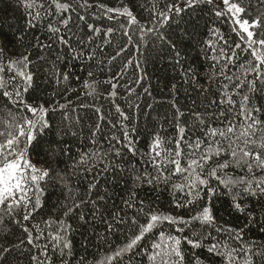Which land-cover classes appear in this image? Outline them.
<instances>
[{"label": "trees", "instance_id": "16d2710c", "mask_svg": "<svg viewBox=\"0 0 264 264\" xmlns=\"http://www.w3.org/2000/svg\"><path fill=\"white\" fill-rule=\"evenodd\" d=\"M26 2L30 0H0V60L5 65L0 76L7 81L15 74V69L8 70L9 62L25 56L29 64L24 71L33 74L26 92L23 78L16 77L15 86L21 91V97H16L14 92L11 98L4 97L0 89V133L16 134L15 125L22 117L31 118L25 104L47 108L48 127L42 132L37 129L27 155L37 168L48 170L49 177L41 182L45 190L42 207L33 212L32 219L22 220L19 210L8 213L0 209V264H38L32 257L44 260L45 244L51 264H100L139 234V225L148 222L147 213L162 212L187 219L205 205L212 209L216 225L204 228L195 225V230L202 235V246L193 248L182 241L184 264H197V260L199 264H227L225 258L208 251L211 245H216L219 251L235 249L236 259L232 264H243L246 256L252 257V264H264V255L257 254L264 253V196L259 199L247 196L243 191L245 184L229 193L215 178H209L216 189L210 200L202 191L204 199L186 208H177L175 200L181 199L182 194H174L172 184L182 182V177L171 175L173 165L169 164L164 170V175L170 176L167 183L149 185L144 177L145 172L157 175L149 161V154L155 155L152 148L157 136L163 141L162 148L174 149L175 142L180 140L178 129L185 127L180 159L181 165L186 166L187 145L200 137L205 141L199 150L203 152L211 139L204 134L209 128L226 131L231 122L238 135L244 123L238 114L245 94L250 95L252 103L260 109L255 115L264 120V84L257 80V91L249 92V81L257 74H245L250 60L253 66L258 62L252 58L251 50H242L247 45L233 32L231 19L217 18L214 5L201 3L190 8L184 0H87L90 7H81L83 0H60L72 5L64 13L58 12L54 5L50 7L51 0H36V4H44V9L35 6L27 9ZM172 4L184 10L170 12L172 19L165 22L158 13L167 12ZM241 6L246 8L244 18L260 17L264 23V0H241ZM125 7L138 23L130 24L127 16L117 12H106L107 8L122 10ZM37 11L41 12L40 18L35 17ZM61 16L70 17L67 28L60 22ZM49 24L59 28V33L49 32ZM89 24L99 28V33L89 29ZM108 28L114 31L108 33ZM212 29H219L230 45L242 44V49H228L237 53L232 62L226 63L223 57L212 60L223 43H217ZM255 31L262 34L264 27ZM59 36L69 43H60ZM209 40L216 44L215 53L208 47ZM17 67L22 68V65ZM261 72L264 73V65ZM65 75L67 81L63 78ZM86 82L95 88L92 95H88L91 89L85 87ZM112 84L116 85L114 89ZM7 90L12 91V88ZM112 91L117 93L115 97L110 95ZM225 92L233 104L227 103ZM221 99L225 103L221 104ZM177 109L184 115H179ZM220 112L225 115L221 117ZM195 113L202 115L203 125ZM9 124L12 127H7ZM215 139L227 146V141L219 136ZM4 140L5 136H0V142ZM129 146L135 154L129 151ZM117 151L120 156H116ZM81 156L87 158V164L79 163ZM228 159L226 155L214 158L205 171ZM253 171L256 178L264 177V171L255 167ZM219 174L245 176L253 181L255 189V181L246 167L230 166ZM136 176H141L143 181H136ZM96 181H99L97 186L90 188ZM234 194L246 197L240 199L246 208L244 213L234 208ZM99 196H104V200H98ZM92 200L97 201L95 206ZM128 203L134 206L129 207ZM76 204L80 207L76 208ZM64 205L74 209L68 216L63 215ZM249 213L254 219H249ZM81 214L83 220L79 219ZM49 218L71 225L66 237L72 245L70 255L65 249L66 254L61 256L59 249L53 247L48 233L55 234L58 228L55 224L45 227L43 221ZM133 219L137 223H133ZM36 224L44 230L39 239L33 227ZM176 227L165 223L163 230L194 238L188 227L183 232H176ZM24 228L31 232L33 243L28 242ZM217 228L242 229V239L237 240L235 233ZM156 239L158 230L147 233L131 253L124 255L122 264H154L148 257L156 251L151 249ZM242 248L250 251H241ZM112 264L121 262L115 260ZM155 264H160L159 257Z\"/></svg>", "mask_w": 264, "mask_h": 264}, {"label": "snow or ice", "instance_id": "6c2138e0", "mask_svg": "<svg viewBox=\"0 0 264 264\" xmlns=\"http://www.w3.org/2000/svg\"><path fill=\"white\" fill-rule=\"evenodd\" d=\"M184 3L190 8L201 3L214 5L215 16L217 18L231 19L233 32L238 35L239 41L246 43L247 48L242 49V44L239 42L230 45L229 40L225 38L219 29H212L213 35L218 38L217 43L223 42L222 46L219 47V54L213 55L212 60L218 61L223 57L226 63L232 62L237 56V53L234 50L229 52V48L242 49L243 51L251 50L250 54L252 58L258 63L253 66V62L250 60L245 67V74L249 72L257 74L255 79L249 81V92L255 94L257 91V80H259L261 84H264V73L261 72V65H264V33L258 34L257 31H255L256 29L264 27L261 18L256 17L251 20L244 18L246 8L241 6V0H184ZM52 5H54L55 9L60 13L67 12L72 7L70 3H63L60 2V0H51L50 7ZM24 6L27 9H32L34 6L44 9V4H36V0L26 2ZM81 7H90V5H88L87 0H83ZM99 7L104 8V5H100ZM183 10L181 6L172 4L168 7L167 12L162 11L159 12L158 15L163 17L164 21L167 22L172 19L171 15H169L170 12L174 11L180 13ZM106 12H117L120 15L127 16L130 24L138 23L136 17L127 7L122 10L107 8ZM47 14V9H45V15ZM35 17L40 18L41 12L37 11ZM80 19L83 20L85 18L80 17ZM60 22L67 28L70 23V17L63 18V16H61ZM88 28L97 33L100 31L99 28H96L92 24H89ZM48 31L57 34L60 29L49 24ZM113 31L112 28L107 29L108 33H112ZM125 34L127 35V33ZM129 39H131V37H129ZM59 41L63 44L69 43L63 36H59ZM207 43L208 47L215 53L217 51L216 44L211 40ZM45 47H50V45H46ZM73 51L75 52V49H73ZM177 55H179V53H177ZM28 64L29 61L26 56L19 60L9 62L8 70L12 71V69H15V74L11 75L7 81L4 80L3 76H0V89H3L2 95L4 97L11 98L13 92L16 97H21V91L15 86L17 76L22 77L25 81V87L23 89L25 92L31 86L33 74L24 71V69L28 68ZM17 65H22V68H18ZM4 71L5 65L3 61L0 60V72ZM91 75L92 73L89 72V76ZM63 78L65 81L68 80L67 75ZM227 79L231 80V77H227ZM8 87H11L12 91H8ZM85 87L91 89L88 95H92L95 92V88L87 82L85 83ZM112 87L114 89L116 85L112 84ZM224 87L227 88V85ZM116 94L115 91L110 93L113 97H115ZM224 95L227 97V103H234L227 92H225ZM213 103H216V101H213ZM220 103H225V100L221 99ZM24 107H26L27 111L31 114V118L27 116L22 117L21 122L15 125L16 134H13L11 131L0 133V136H5V140L0 142V209L8 213L19 210V212L22 213L21 219L28 221L32 219L33 212L42 207L41 197L45 190L41 187V182L46 181V178L49 177V171L37 168L28 158L27 152L29 151V146L36 139L35 133L37 129L42 132L48 127V120L46 117L49 110L42 105L25 104ZM60 107L64 108L66 105H60ZM117 111H120L119 107H117ZM177 112L181 116L184 115V113L179 112V109H177ZM258 112H260V109L252 103V97L248 94L243 95L241 111L238 115L243 117L244 123L241 125L239 134H236V127L231 122H229L226 131L220 128H209L204 134L211 139L207 143V146L204 147L203 152L199 150L205 144V141L200 137H197L194 142L187 145L189 152L187 154L186 166L181 165L180 159L183 155L181 141L184 139V133L186 132L185 127H179L180 140L175 142L174 149L162 148L163 141L157 136L152 148V152L155 153V155L149 154V161L152 163L153 168L156 169L157 175L151 176L149 173L145 172L144 177L147 178L146 183L149 185H153L154 183H167L170 176L164 175V170L171 164L173 165L171 175H179L182 177V182L172 184L173 193L180 192L182 194L181 199L175 200V206L177 208H186L204 199L205 196L202 195V191L206 192L207 198L210 200L211 197L216 194V189L211 186L209 178H215L229 193H232L233 189L239 185L245 184L246 187H244L243 191L247 196L256 197L257 199H259L260 196H264V177L256 178L253 171L254 167L264 171V156H262V151H264V120L259 119L255 115ZM194 115L201 125L205 123L201 114L195 113ZM224 115V112H220L221 117ZM7 127L10 128L12 125L9 124ZM257 133H259L258 139ZM217 136L227 141V146L221 144L220 140H216L215 138ZM232 136H235V139H232ZM21 138H24L23 141ZM253 148L259 150L253 151ZM129 151L135 154V150L132 149L131 146H129ZM222 155H226L230 159L219 161L212 167H208L207 171H205L206 166L209 165L214 158L221 157ZM116 156H120L119 151L116 152ZM79 163L87 164V158L81 156ZM230 166L235 168L246 167L247 172L251 174L255 181V189H253V181H249L245 176H222L219 174L223 173L224 170L228 169ZM135 180L142 182L143 178L141 176H136ZM98 183L99 181H96V183L90 184L89 187L95 188ZM65 187H67V185H65ZM68 190L71 191V189ZM106 191L107 189H105V192ZM89 195L91 194L89 193ZM132 196H135V192L132 193ZM238 197L239 194H234L232 196L233 206L238 212L244 213L246 208L240 203V199L246 197ZM97 199L103 201L104 196H99ZM81 203H84V201H81ZM91 203L95 206L97 201L92 200ZM141 203H143V201H141ZM128 206L132 207L134 205L128 203ZM64 207L66 208V211L63 213L64 216H68L74 211L73 208L67 207L66 205H64ZM75 207L79 208L80 204H76ZM96 211L99 212V209H96ZM140 211L143 212V208H141ZM146 215L148 217V222L139 225V234L132 237L130 242L124 247L117 249L113 255L106 257L105 261L107 264H112L115 260H119L122 264L124 255L131 253L133 249L138 246L139 242L144 239L145 235L154 230H158V239L151 244V249H155L156 251L148 257L149 260L153 261L155 264L159 257L160 264H184L185 255L181 247L182 241H186L187 244L193 248H200L202 246L203 238L201 233L195 230V225L198 224L201 228L213 227L216 225V218L213 215V211L207 205L203 206L195 215L187 219L183 216H174L162 212H151ZM79 219H84L82 214L79 216ZM249 219H254L251 213H249ZM43 223L47 228H51L54 224L57 226L58 231L55 234L49 232L48 237L54 242L53 247L59 249L61 256L66 254L64 251L65 249L68 250L67 254L70 255L72 245L70 240L66 237L71 225L63 220L57 221L53 218L44 220ZM133 223H137V221L133 219ZM165 223L171 226H177L175 228L176 232H183L185 227H188L194 238L166 233L163 230V225ZM33 227L37 231V239L43 236L44 230L39 224L33 225ZM109 227H111V225ZM217 230L235 233V238L237 240L242 239V229L237 231L232 228H217ZM24 231L28 233V242L30 244L33 243V236L29 229L24 228ZM60 233H65V235H61ZM47 247L48 245L45 244L44 250H42V254L45 257L44 260H40L37 256L32 257L33 260L38 261V264H51V260L48 258V252L46 251ZM225 247L227 248V246ZM208 251L210 253L215 252L218 256L225 258L227 264H232L233 260L236 259L233 255L235 249L219 251L216 245H211ZM241 251H250V249L242 248ZM257 254L264 255V253ZM105 261H101L100 264H105ZM197 264H199V260H197ZM243 264H252V257L246 256L243 260Z\"/></svg>", "mask_w": 264, "mask_h": 264}]
</instances>
